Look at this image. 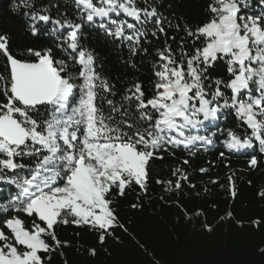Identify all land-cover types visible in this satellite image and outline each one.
<instances>
[{
  "label": "snow or ice",
  "instance_id": "obj_1",
  "mask_svg": "<svg viewBox=\"0 0 264 264\" xmlns=\"http://www.w3.org/2000/svg\"><path fill=\"white\" fill-rule=\"evenodd\" d=\"M163 2L71 0V16L59 0L13 3L34 43L14 50L12 36L0 30V264H52L54 255L65 256L69 242L60 233L69 226L101 245L118 240L117 229L128 232L120 199L149 194L150 162L164 153L194 155L219 142L220 158L241 153L249 169L260 166L264 0H205L196 23L165 15ZM93 36L110 51L127 48L120 59L133 69L134 58L147 62V82L120 91L102 73ZM161 36L155 47L151 41ZM48 38L51 46H44ZM172 174L175 181L156 180L169 194L189 179L179 167ZM258 195L264 198V188ZM87 251L97 255L95 247Z\"/></svg>",
  "mask_w": 264,
  "mask_h": 264
},
{
  "label": "trees",
  "instance_id": "obj_2",
  "mask_svg": "<svg viewBox=\"0 0 264 264\" xmlns=\"http://www.w3.org/2000/svg\"><path fill=\"white\" fill-rule=\"evenodd\" d=\"M14 2L0 0V30L12 36L14 50H19L34 41L20 26L19 13L13 11ZM59 3L61 11H67L70 16L74 13L71 0H59ZM168 3L176 7L169 10ZM204 3L205 0H164L161 10L170 17L172 12L183 14L186 20L196 23ZM174 31L168 29L169 36ZM91 40V46L104 60L102 73L120 91L134 80L147 82L151 74L147 62L136 57L133 62L137 67L133 69L120 59L121 56L127 59V48L113 52L109 50L111 45L106 49L102 40L99 44L94 36ZM151 43L161 47L164 37ZM43 45L51 46L50 38L45 39ZM3 67V59H0V72ZM119 98L118 94L116 99ZM219 150H223L219 142L216 148L194 155L175 149L174 155L164 153V159L150 162L149 194L139 201L135 193L120 199L119 215L128 232L117 229L115 235L119 239L109 237L101 245L95 235L66 227L60 238L67 240L69 246L63 249L64 257L54 255L52 264H64L65 259L68 264H264V254L260 253L264 248V198L258 195L264 188V154L257 150L261 163L253 170L248 168L247 156L226 153V158L222 159ZM185 159L188 164L183 163ZM177 167L182 168L189 179L181 182L179 191L166 193L165 185L157 184L156 180L175 181L177 177L172 173ZM201 167L209 171L201 173ZM229 176H233L237 188L235 198L230 195ZM133 202L141 203L142 207L132 209ZM256 220L260 221L258 227L252 223ZM205 225L211 226L212 231ZM77 232L81 234L78 236ZM91 247L97 249L94 257L88 255Z\"/></svg>",
  "mask_w": 264,
  "mask_h": 264
}]
</instances>
